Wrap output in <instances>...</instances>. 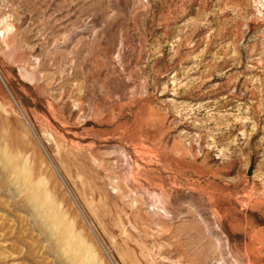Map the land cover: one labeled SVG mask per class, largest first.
I'll return each mask as SVG.
<instances>
[{"label":"rangeland","instance_id":"1","mask_svg":"<svg viewBox=\"0 0 264 264\" xmlns=\"http://www.w3.org/2000/svg\"><path fill=\"white\" fill-rule=\"evenodd\" d=\"M73 251L264 264V0H0V264Z\"/></svg>","mask_w":264,"mask_h":264},{"label":"bare ground","instance_id":"2","mask_svg":"<svg viewBox=\"0 0 264 264\" xmlns=\"http://www.w3.org/2000/svg\"><path fill=\"white\" fill-rule=\"evenodd\" d=\"M4 169V168H3ZM12 169V168H11ZM10 169V170H11ZM9 171V170H8ZM14 178V177H13ZM22 183V182H21ZM23 187V186H22ZM24 188V187H23ZM37 196V195H36ZM34 196H32V200L34 199L33 198ZM30 199V198H29ZM37 199V198H36ZM39 200V199H38ZM27 202H28V199L26 200ZM45 202V201H44ZM33 208L34 209H36L37 210V212H38V214H40V213H42V214H44V213H47V211H46V207H45V205H44V203H43V205L41 204V203H39V202H35V203H33ZM33 210V209H32ZM41 215V214H40ZM45 215V214H44ZM47 215H48V213H47ZM38 216V215H37ZM43 216V215H42ZM42 218V217H41ZM47 219H48V222H47V224H46V226H43V230H52V232L53 231H57L56 233H57V235H58V237L60 238L59 240L61 241H63V247H62V249L64 250V253L65 254H68L67 252H70L71 250H70V248H69V244H70V240H69V242H68V240L66 239V237L63 235V230H62V226H61V224H59L55 219H51L50 218V216H48L47 217ZM52 234V233H51ZM64 237V238H63ZM61 241V242H62ZM74 252V255L76 254V252L75 251H73ZM74 257V256H73ZM75 257H76V259H77V264H79V262L81 261V260H79L78 259V257L75 255ZM68 264V263H67ZM80 264H82V263H80Z\"/></svg>","mask_w":264,"mask_h":264},{"label":"water","instance_id":"3","mask_svg":"<svg viewBox=\"0 0 264 264\" xmlns=\"http://www.w3.org/2000/svg\"><path fill=\"white\" fill-rule=\"evenodd\" d=\"M52 162V161H51ZM53 164V163H52ZM55 167V166H54ZM55 169H56V167H55ZM57 170V169H56ZM58 172V171H57ZM58 174L60 175V173L58 172ZM60 177H61V175H60ZM62 178V177H61ZM67 187V186H66ZM67 189L69 190V188L67 187ZM69 192H70V190H69ZM71 193V192H70Z\"/></svg>","mask_w":264,"mask_h":264}]
</instances>
